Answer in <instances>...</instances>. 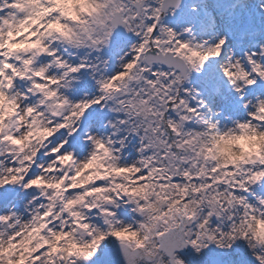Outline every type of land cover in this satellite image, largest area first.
Returning a JSON list of instances; mask_svg holds the SVG:
<instances>
[{"label": "snow or ice", "instance_id": "6c2138e0", "mask_svg": "<svg viewBox=\"0 0 264 264\" xmlns=\"http://www.w3.org/2000/svg\"><path fill=\"white\" fill-rule=\"evenodd\" d=\"M0 264H264V0H0Z\"/></svg>", "mask_w": 264, "mask_h": 264}]
</instances>
